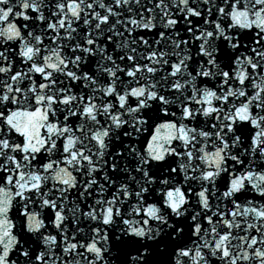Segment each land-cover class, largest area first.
<instances>
[{
    "label": "snow or ice",
    "instance_id": "1",
    "mask_svg": "<svg viewBox=\"0 0 264 264\" xmlns=\"http://www.w3.org/2000/svg\"><path fill=\"white\" fill-rule=\"evenodd\" d=\"M0 264H264V0H0Z\"/></svg>",
    "mask_w": 264,
    "mask_h": 264
}]
</instances>
